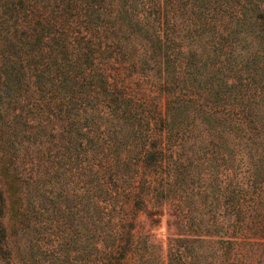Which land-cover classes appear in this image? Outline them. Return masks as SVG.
Here are the masks:
<instances>
[{
	"label": "trees",
	"instance_id": "obj_1",
	"mask_svg": "<svg viewBox=\"0 0 264 264\" xmlns=\"http://www.w3.org/2000/svg\"><path fill=\"white\" fill-rule=\"evenodd\" d=\"M0 264H264V0H0Z\"/></svg>",
	"mask_w": 264,
	"mask_h": 264
},
{
	"label": "rangeland",
	"instance_id": "obj_2",
	"mask_svg": "<svg viewBox=\"0 0 264 264\" xmlns=\"http://www.w3.org/2000/svg\"><path fill=\"white\" fill-rule=\"evenodd\" d=\"M167 217V215H163L160 217V221H159V225H158V228H157V233L159 234V236H166L167 234V229L165 227V218Z\"/></svg>",
	"mask_w": 264,
	"mask_h": 264
}]
</instances>
